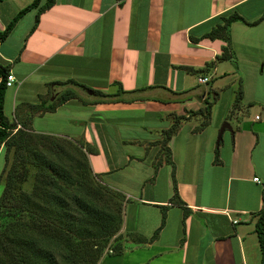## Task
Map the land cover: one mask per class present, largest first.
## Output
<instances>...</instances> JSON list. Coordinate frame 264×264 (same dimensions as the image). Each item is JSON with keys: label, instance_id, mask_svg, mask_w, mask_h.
<instances>
[{"label": "crops", "instance_id": "obj_1", "mask_svg": "<svg viewBox=\"0 0 264 264\" xmlns=\"http://www.w3.org/2000/svg\"><path fill=\"white\" fill-rule=\"evenodd\" d=\"M32 1L1 0L0 30ZM45 2L0 42L15 76L8 121L88 148L98 181L124 195L112 238L134 244L132 264H262L251 254L264 205V0ZM232 12L246 22L231 23L228 41L206 37ZM226 90L216 139L211 114Z\"/></svg>", "mask_w": 264, "mask_h": 264}, {"label": "trees", "instance_id": "obj_2", "mask_svg": "<svg viewBox=\"0 0 264 264\" xmlns=\"http://www.w3.org/2000/svg\"><path fill=\"white\" fill-rule=\"evenodd\" d=\"M53 1L46 0L42 8L49 7ZM38 2L33 0L0 30V42L18 18ZM221 19L222 23L214 26L206 37L228 41L231 23L246 22L236 12L223 15ZM0 74V152L3 150L5 164L2 173L6 174L0 197V264H97L107 246L116 253L123 251L126 246L122 242L117 238L112 243L110 240L122 223L124 195L98 182L82 143L28 131L9 122L3 112L7 67L0 65ZM241 97L240 88L238 101ZM68 98L64 95L59 102ZM55 107L56 103L44 108L52 110ZM210 107L211 102H207L203 110L205 116L209 115ZM175 129L173 126L166 130L164 138L169 139ZM12 148L13 159L7 169ZM16 165L21 171L20 181L28 175L27 165L31 166L33 174L30 189L23 190L18 196L13 194L11 187ZM10 197L21 202L17 212L4 206ZM172 202L184 204L176 192ZM255 230L263 255L264 205L258 212ZM127 236L136 242H147L136 234Z\"/></svg>", "mask_w": 264, "mask_h": 264}, {"label": "rangeland", "instance_id": "obj_3", "mask_svg": "<svg viewBox=\"0 0 264 264\" xmlns=\"http://www.w3.org/2000/svg\"><path fill=\"white\" fill-rule=\"evenodd\" d=\"M210 84H212V81H210L208 84L201 85V87L202 88H204V87L208 88ZM213 100H214L213 94L210 93L209 98L207 99V102L208 103L211 102V104H212ZM229 102H230V93L227 90L226 91H222L220 99L217 101V103L213 107V112L211 114L212 123L214 125L218 126V128H217L218 130L216 132V139L218 138L219 130H220V127L223 125V122L221 124H219V125L216 124V123H218L219 120L221 119L222 113H223L224 109L226 108V106L229 104ZM206 105H207V103L205 102L204 103V107ZM11 111H12V108L9 106V103L8 104L6 103L5 113H6V115H7V117L9 119H13ZM228 137H229V131H226L225 135H224V138L227 139ZM3 154H4L3 150H1V152H0V174H1V171H2V166L4 167V164H5V161L3 160ZM12 155H13V148L10 151V154H9V162L7 164V169L11 165V162H12V159H13ZM21 165H22V163H21ZM27 166H28V175L24 179H21V181H20V177H19V173L21 171H18L19 170L18 166L16 165L13 168V174H15V175L12 178V183H11L12 186L11 187H12V192H13V194L15 196L20 195V192H22L23 190H29L30 189V186H31L30 184H31V181H32V175L33 174H32V172L30 170L31 166L30 165H27ZM5 178H6V174H3L2 177L0 176V197H1L3 189H4ZM22 205H23V203H22ZM4 206H5V208H6V206H10V207H12V210L14 211L16 208L21 206V202H19L17 199L15 200L13 197H10L6 201ZM16 212H17V209H16ZM2 213L4 214L5 212L3 211ZM113 238H111L112 242L114 241ZM120 242L123 243V241H120ZM133 246H134V244L133 245L132 244L131 245H127L126 244V248H124V251L122 252V255L121 254L108 255V256H111V257H105L104 259L100 260V258L102 256L101 255L99 260H98V262H97V264H132V261H134V254L133 253L124 254V253L128 252V250H130V251L133 250L134 249ZM130 247H133V248L129 249ZM106 248L104 249L103 253H105L106 251H108V253H113V250H112V248H110V246H107ZM251 255H252L253 263H258L259 259L260 260L263 259V261H264V258H263L264 256L260 252L259 245H258V247H255V250H253ZM127 256H129V257H127ZM174 262H175V260H174ZM175 263H177V262H175ZM262 264H264V262H262Z\"/></svg>", "mask_w": 264, "mask_h": 264}, {"label": "built area", "instance_id": "obj_4", "mask_svg": "<svg viewBox=\"0 0 264 264\" xmlns=\"http://www.w3.org/2000/svg\"><path fill=\"white\" fill-rule=\"evenodd\" d=\"M14 81H15V76L11 72H9L6 76V79H5V86L6 87L12 86L14 84ZM198 81L200 83H206L208 81V79L205 77L204 78H198ZM256 118H258V116H256ZM253 180L255 182L262 183L258 177H254ZM233 222H236V221L234 220Z\"/></svg>", "mask_w": 264, "mask_h": 264}, {"label": "water", "instance_id": "obj_5", "mask_svg": "<svg viewBox=\"0 0 264 264\" xmlns=\"http://www.w3.org/2000/svg\"><path fill=\"white\" fill-rule=\"evenodd\" d=\"M224 127H225V126H223V127L221 128V131L223 130ZM263 256H264V252H263Z\"/></svg>", "mask_w": 264, "mask_h": 264}]
</instances>
